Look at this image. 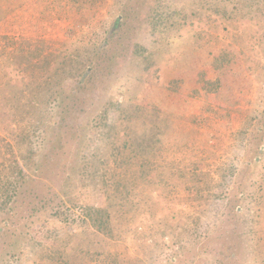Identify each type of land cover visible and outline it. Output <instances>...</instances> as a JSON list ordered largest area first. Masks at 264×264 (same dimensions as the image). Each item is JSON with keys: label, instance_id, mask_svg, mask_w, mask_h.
Segmentation results:
<instances>
[{"label": "rangeland", "instance_id": "374dc122", "mask_svg": "<svg viewBox=\"0 0 264 264\" xmlns=\"http://www.w3.org/2000/svg\"><path fill=\"white\" fill-rule=\"evenodd\" d=\"M198 262L264 264V0H0V264Z\"/></svg>", "mask_w": 264, "mask_h": 264}, {"label": "trees", "instance_id": "16d2710c", "mask_svg": "<svg viewBox=\"0 0 264 264\" xmlns=\"http://www.w3.org/2000/svg\"><path fill=\"white\" fill-rule=\"evenodd\" d=\"M41 62H42V60H41ZM26 63H27V65H32V63L30 62V59H28V60L26 61ZM63 66H64V65H63ZM62 72H65V70H63ZM87 73H89V69L85 70L82 76L86 75ZM52 98H53V97H52ZM39 129H40V128H39ZM41 133H45V130L41 131ZM62 134H63V132H61V131L58 130V137H57V140L55 141V146H56L57 144L62 145V139H63ZM42 135H43V134H42ZM153 144H154V142H153ZM151 146H152L151 144H147V147L145 148V147H144V144H142V143H140V142H139L138 144L134 143L133 148L131 149V152H132V153H135V152H136V153H138V154H142L141 152H138L137 150L144 149L145 151H148V150H150L149 148H150ZM53 151H54V150H53ZM51 153H53V152H49V154H51ZM49 154H48V155H49ZM40 168H41V166H37L36 170L38 171ZM96 187H97V186H96ZM9 209H11V208H9ZM196 264H201V262H198V263H196Z\"/></svg>", "mask_w": 264, "mask_h": 264}]
</instances>
